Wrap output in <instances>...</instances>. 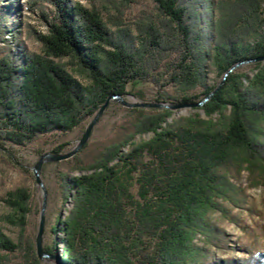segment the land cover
Wrapping results in <instances>:
<instances>
[{"label":"trees","instance_id":"obj_1","mask_svg":"<svg viewBox=\"0 0 264 264\" xmlns=\"http://www.w3.org/2000/svg\"><path fill=\"white\" fill-rule=\"evenodd\" d=\"M4 1L2 146L71 131L136 81L153 83L164 103L197 102L190 92L200 91L202 101L217 87L210 67L224 76L239 62L253 64L252 74L232 71L198 108L205 117L143 114L92 164L61 172L72 206L58 215L47 252L62 247V264H264V252L253 249L246 258H223L229 237L212 219L225 203L242 204L234 178L264 171V0H151L152 13L133 17L126 14L137 0H27L47 23V32H36L38 51L15 27L18 5ZM75 170L81 173L71 177ZM9 195L14 213L3 218L25 229L30 195ZM0 264L42 263L33 244L16 242L0 225Z\"/></svg>","mask_w":264,"mask_h":264},{"label":"rangeland","instance_id":"obj_2","mask_svg":"<svg viewBox=\"0 0 264 264\" xmlns=\"http://www.w3.org/2000/svg\"><path fill=\"white\" fill-rule=\"evenodd\" d=\"M81 1L89 5L88 0ZM4 2L9 5H18L19 17L15 22V27H18L22 32V40L27 49L30 51L40 50V44L36 41V32H47V23L43 14L39 10L29 11L26 8L27 0ZM154 10L155 5L151 0H137L128 9L126 17L141 16L145 13H152ZM7 37L14 46L13 36L8 35ZM252 68L251 62H243L235 70L252 74ZM223 77L210 67L209 83L211 86H218ZM168 92L173 96L178 95L177 90L173 87L169 88ZM189 94H197L200 97L195 98L197 102L202 99L200 91H193ZM170 101L165 104L171 106L181 102L173 99ZM160 103L164 102L153 83L136 81L129 84L128 94L122 99L113 98L110 100L109 105L94 125L89 138L81 147H79L81 140L97 114L71 131L45 134L26 146H2L0 144V225L3 226L7 234L16 242L21 241L23 246L28 243L33 244L38 252V234L44 214L45 228L42 239L44 255L39 258L42 264H61L62 247H59L58 253L56 251L50 254L47 252V249L54 244L52 228L56 224L58 215L62 213L66 216L72 206V201L68 203L64 201L59 174L70 172L77 165L92 164L108 146L120 142L132 133L143 114L170 109L173 111L172 118L194 113H201L205 117L203 111L198 109L199 107L153 106V104ZM151 136L152 134L137 135L134 140L140 141ZM59 147L62 148L56 153ZM77 149L78 151L68 159L44 158L38 171V181L37 167L45 155L68 154ZM80 173L75 170L70 173V176L73 177ZM233 180L239 187L242 204L234 206L225 203L224 212L212 214L213 221L223 228L229 237V247L222 252L223 258L226 259L246 258L248 250L251 249L264 252V171L245 169ZM18 189H24L30 195L29 207L31 211L27 216L25 229H22L20 225L8 223L3 218L14 213L8 202L9 194ZM59 236H62V233ZM220 254L217 253L215 257L220 258Z\"/></svg>","mask_w":264,"mask_h":264},{"label":"water","instance_id":"obj_3","mask_svg":"<svg viewBox=\"0 0 264 264\" xmlns=\"http://www.w3.org/2000/svg\"><path fill=\"white\" fill-rule=\"evenodd\" d=\"M261 60H264V56L259 58ZM243 62H250V61H243ZM243 62H239L237 64H235L232 68H230L224 75L221 83L216 87V89L211 93L209 94L206 98H204L202 101H199V102H180V103H177V104H172L171 106L170 105H167L165 103H160V104H153V106H159V107H173V108H182V107H195V108H198V107H201L206 101L209 100V98L216 92L218 91L222 86L223 84L225 83L226 79H227V76L232 72L234 71L241 63ZM123 96H116V95H111L108 97V99L106 100V102L102 105V107L100 108V110L98 111L97 115L95 116L94 120L90 123L84 137L82 138L81 140V144L79 147H81L85 142L86 140L89 138L91 132H92V129L94 127V125L96 124L97 120L99 119V117L102 115V113L104 112V110L106 109V107L109 105L110 103V100L113 99V98H119V99H122ZM79 149V148H78ZM77 150L71 152V153H68V154H47L45 155L39 162L38 164V167H37V177H38V181H39V176H38V171L40 170L41 168V165L44 161V158H51V159H54V160H64V159H68L69 157H71L74 153H76ZM45 207V206H44ZM44 214L42 216V221H41V225H40V231H39V234H38V255L40 258H42V256L44 255L43 253V250H42V239H43V234H44ZM61 260V259H60ZM62 264V263H61Z\"/></svg>","mask_w":264,"mask_h":264}]
</instances>
